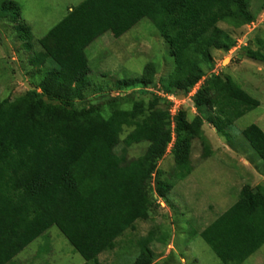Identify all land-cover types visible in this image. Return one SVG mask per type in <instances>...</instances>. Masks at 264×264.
Instances as JSON below:
<instances>
[{"label": "trees", "instance_id": "1", "mask_svg": "<svg viewBox=\"0 0 264 264\" xmlns=\"http://www.w3.org/2000/svg\"><path fill=\"white\" fill-rule=\"evenodd\" d=\"M251 0H84L37 43L32 66L50 65L40 80L15 100H0V264H10L26 247L55 227L84 261L115 248V241L149 215L147 186L173 142L174 171L157 180L155 194L166 199L175 182L193 171L191 143L202 136L203 119L190 122L179 112L174 129L169 114L150 105L115 111L103 118L93 107L78 109L90 74L87 48L110 33L118 39L149 20L170 50V88L185 95L214 65L211 51L229 52L233 40L217 27L239 29L254 20ZM20 8L0 0V20L14 22ZM28 43L29 28H20ZM27 46V45H26ZM264 63V54L250 52ZM154 69L118 88H147ZM46 98V101L44 100ZM196 109L215 114L218 131L259 107L229 77H215L194 95ZM124 128L132 129L120 142ZM264 164V132L250 125L241 132ZM146 143L144 153L127 161L129 148ZM122 144L120 152L116 148ZM204 157H209L206 151ZM220 264H243L264 245V187L244 186L238 200L198 233ZM152 234L138 242L131 264H152Z\"/></svg>", "mask_w": 264, "mask_h": 264}, {"label": "rangeland", "instance_id": "2", "mask_svg": "<svg viewBox=\"0 0 264 264\" xmlns=\"http://www.w3.org/2000/svg\"><path fill=\"white\" fill-rule=\"evenodd\" d=\"M83 1L13 0L20 8L19 17L14 22L0 20V100L21 97L29 91L28 86L33 88L38 83L44 70L53 69L50 65H31L34 53L40 51L37 42ZM249 10L254 20L239 29L221 23L217 25L230 35L233 47L227 53L211 51L213 67H204V77L187 95L170 88L169 77L174 70L170 50L147 19L118 39L106 33L87 48L89 86L82 100L74 102L76 108L93 107L106 119L118 110L131 111L136 104H143L146 115L148 107L154 105L155 109L169 114L173 129L174 118L179 112L185 114L188 122L196 116L203 119L202 136L191 143V175L175 182L166 193V199H159L155 194L156 181L171 179L174 171L173 139L147 186L148 219L135 222L132 229L115 241L114 250L98 256L97 264L133 263L139 254L138 242L150 234L153 239L149 245L154 259L152 264H220L198 233L237 202L244 186H240L241 182L234 180L233 175L230 178V174L240 176L245 171L239 157L249 160L251 168L264 180V164L241 134L250 125H256L264 132V63L252 60L249 54H264V0H251ZM25 27L33 36L30 43L20 33V28ZM147 65L154 69L149 87L118 88V82L140 77ZM218 76L231 78L259 102L258 108L221 131L210 121L215 114L196 109L193 103L195 93ZM131 130L124 128L120 142ZM122 146L116 148L117 153ZM146 147V143L132 146L126 160L137 159ZM225 148L240 154L238 159L229 160L228 155H220ZM206 151L209 157H204ZM254 183L245 181L248 185ZM260 185L264 187V181ZM83 263L58 229L52 227L10 264ZM243 264H264V245Z\"/></svg>", "mask_w": 264, "mask_h": 264}, {"label": "crops", "instance_id": "3", "mask_svg": "<svg viewBox=\"0 0 264 264\" xmlns=\"http://www.w3.org/2000/svg\"><path fill=\"white\" fill-rule=\"evenodd\" d=\"M219 154L220 155H228L229 160H237L239 155H240V154L238 155L236 152L232 151V149H230V148L223 149L222 152H220ZM239 160L243 162V165L245 167V169H244L245 171H243V173L240 174V176L236 175V174H230V178H231V175H233L234 180L236 179L237 181L241 182L242 185L240 183L239 184L242 187L243 186H251L252 187V186L260 185V183H262V181H264V180L259 176V173L255 169L251 168V163L249 162V160H247L244 157H239ZM246 180L253 181L255 183L252 185H248V184H245Z\"/></svg>", "mask_w": 264, "mask_h": 264}, {"label": "water", "instance_id": "4", "mask_svg": "<svg viewBox=\"0 0 264 264\" xmlns=\"http://www.w3.org/2000/svg\"><path fill=\"white\" fill-rule=\"evenodd\" d=\"M28 90L31 91V90H33V88L28 86ZM44 100L46 101V98Z\"/></svg>", "mask_w": 264, "mask_h": 264}]
</instances>
